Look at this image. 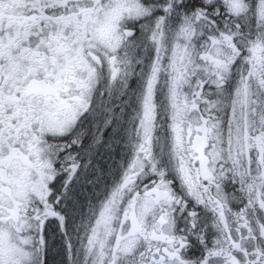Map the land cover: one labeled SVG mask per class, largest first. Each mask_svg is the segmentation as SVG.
I'll list each match as a JSON object with an SVG mask.
<instances>
[{
  "label": "snow or ice",
  "instance_id": "1",
  "mask_svg": "<svg viewBox=\"0 0 264 264\" xmlns=\"http://www.w3.org/2000/svg\"><path fill=\"white\" fill-rule=\"evenodd\" d=\"M0 264H264V0H0Z\"/></svg>",
  "mask_w": 264,
  "mask_h": 264
}]
</instances>
